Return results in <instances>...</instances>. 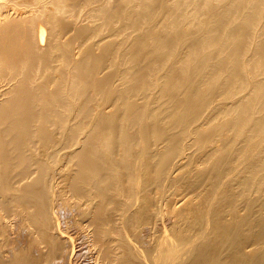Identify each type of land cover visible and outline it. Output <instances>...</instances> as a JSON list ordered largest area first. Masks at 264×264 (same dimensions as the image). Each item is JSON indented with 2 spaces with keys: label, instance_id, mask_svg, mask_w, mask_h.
Segmentation results:
<instances>
[{
  "label": "bare ground",
  "instance_id": "1",
  "mask_svg": "<svg viewBox=\"0 0 264 264\" xmlns=\"http://www.w3.org/2000/svg\"><path fill=\"white\" fill-rule=\"evenodd\" d=\"M0 0V264H264V0Z\"/></svg>",
  "mask_w": 264,
  "mask_h": 264
},
{
  "label": "rangeland",
  "instance_id": "2",
  "mask_svg": "<svg viewBox=\"0 0 264 264\" xmlns=\"http://www.w3.org/2000/svg\"><path fill=\"white\" fill-rule=\"evenodd\" d=\"M214 3H215V4L217 3L216 5L220 7V6L222 5L223 1H221V0H217V1H215Z\"/></svg>",
  "mask_w": 264,
  "mask_h": 264
}]
</instances>
